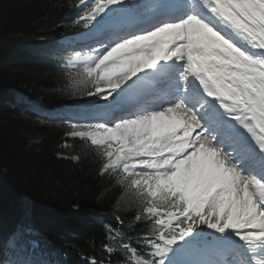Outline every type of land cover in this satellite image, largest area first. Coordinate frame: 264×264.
<instances>
[{"label":"snow or ice","instance_id":"obj_1","mask_svg":"<svg viewBox=\"0 0 264 264\" xmlns=\"http://www.w3.org/2000/svg\"><path fill=\"white\" fill-rule=\"evenodd\" d=\"M78 5L95 46L68 63L88 96L126 114L71 136L95 146L134 209L114 214L86 264H214L189 258L198 246L225 248L224 264H264V0H155L138 29L128 0ZM147 87L152 106L128 109ZM34 235L21 225L8 244Z\"/></svg>","mask_w":264,"mask_h":264},{"label":"trees","instance_id":"obj_2","mask_svg":"<svg viewBox=\"0 0 264 264\" xmlns=\"http://www.w3.org/2000/svg\"><path fill=\"white\" fill-rule=\"evenodd\" d=\"M81 11L78 0H0V264L28 251L38 264H86L102 256L114 214L127 221L134 211L115 176L101 174L95 146L74 138L64 147L65 124H39L15 100L19 90L47 108L95 105L98 97L79 84L81 66L55 45L86 29L75 23ZM21 225L36 235L13 248L9 238Z\"/></svg>","mask_w":264,"mask_h":264},{"label":"rangeland","instance_id":"obj_3","mask_svg":"<svg viewBox=\"0 0 264 264\" xmlns=\"http://www.w3.org/2000/svg\"><path fill=\"white\" fill-rule=\"evenodd\" d=\"M133 0H128V3L130 4ZM134 6V5H133ZM139 13L141 15H144V11L142 8H139ZM147 14H151V10L149 11H146ZM15 96L17 98V101H20L21 103H24L27 107V109L32 112L35 111L37 114H35L39 119L37 121V123H43V124H46L45 122H47L46 120L42 119V118H48L51 116V113H48L47 111L44 110V108H46V106L43 104V101L40 97H32L30 95H27L19 90L15 91ZM99 100H101L102 98L98 97ZM128 99H126L125 101H127ZM129 102V100H128ZM75 106H78V105H75ZM52 122L58 124V125H62L61 123L65 124L66 125V129L68 130L65 134H64V137L63 139L65 140V142L63 143V146H68V142L69 140L71 139H74L75 137H72L71 136V131H72V125L73 124H77L80 126V128H84L90 124L88 123H85V124H79L75 121H67V120H64V121H58V120H52ZM95 124V123H94ZM70 156H68L67 154L65 155H60V158H64V159H67L69 158ZM72 159H76L75 157H71ZM210 231V230H208ZM218 235V234H217ZM222 248H219V249H207L208 250V254L210 255V257H214L213 255L220 251ZM201 253L203 254L204 252L203 251H199L198 253H196L194 256L192 257H189V258H192V259H199L201 258V255L199 256L198 254ZM179 258H184L183 257V254H178Z\"/></svg>","mask_w":264,"mask_h":264},{"label":"bare ground","instance_id":"obj_4","mask_svg":"<svg viewBox=\"0 0 264 264\" xmlns=\"http://www.w3.org/2000/svg\"><path fill=\"white\" fill-rule=\"evenodd\" d=\"M151 18V16H148V17H146V18H144L143 20L142 19H139V20H136L135 18H134V16H132V17H130L129 18V23H131V22H135V23H143L142 21H146V20H148V19H150ZM133 23H131V25H132ZM146 92H149V89H147L146 90ZM128 102V100L127 101H125V103H127ZM140 106L142 105V104H139ZM75 115H78V114H75Z\"/></svg>","mask_w":264,"mask_h":264}]
</instances>
